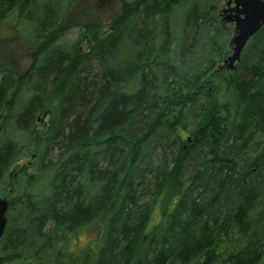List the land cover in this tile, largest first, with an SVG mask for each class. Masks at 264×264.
Returning a JSON list of instances; mask_svg holds the SVG:
<instances>
[{"label": "trees", "instance_id": "trees-1", "mask_svg": "<svg viewBox=\"0 0 264 264\" xmlns=\"http://www.w3.org/2000/svg\"><path fill=\"white\" fill-rule=\"evenodd\" d=\"M77 1L0 0L34 48L0 65V264H264V24L227 68L220 0H121L101 34Z\"/></svg>", "mask_w": 264, "mask_h": 264}, {"label": "rangeland", "instance_id": "rangeland-1", "mask_svg": "<svg viewBox=\"0 0 264 264\" xmlns=\"http://www.w3.org/2000/svg\"><path fill=\"white\" fill-rule=\"evenodd\" d=\"M223 3L224 0H220L219 5ZM124 8L126 7L122 4L121 0H78L68 17V22L74 24V26L89 24L93 33L97 31L101 34L112 24L114 18ZM79 30V27L72 29L65 39L78 40L83 35V32L86 34L82 30H80L82 32L80 33ZM87 37L90 39V34L87 33ZM33 51L34 48L24 40L22 29L17 28L14 16L6 17L0 23V65L13 68L19 72L24 71L32 61ZM224 73L225 70L222 71V74ZM187 134L185 131L183 137H187ZM26 162L27 158H24L19 163L25 164ZM89 236L93 237L94 232L85 230L81 234V239L75 238L76 241L73 244L74 246H78L82 241V246L79 249H82L80 256L83 257L84 262L86 254L89 251L90 242L87 241Z\"/></svg>", "mask_w": 264, "mask_h": 264}, {"label": "water", "instance_id": "water-1", "mask_svg": "<svg viewBox=\"0 0 264 264\" xmlns=\"http://www.w3.org/2000/svg\"><path fill=\"white\" fill-rule=\"evenodd\" d=\"M237 5L241 8L237 9L234 20V34L231 37V53L224 59L227 67L233 68L235 62L241 57V52L248 38L254 34L261 25L264 24V0H240ZM8 208L7 198L0 197V237L2 236L6 224V210Z\"/></svg>", "mask_w": 264, "mask_h": 264}, {"label": "flooded vegetation", "instance_id": "flooded-vegetation-1", "mask_svg": "<svg viewBox=\"0 0 264 264\" xmlns=\"http://www.w3.org/2000/svg\"><path fill=\"white\" fill-rule=\"evenodd\" d=\"M240 2V0H237ZM241 8V5H237L235 0H224L222 5H219L217 9L218 21L230 24L232 30H234V20L229 19V16L233 18L234 14L237 13V9Z\"/></svg>", "mask_w": 264, "mask_h": 264}]
</instances>
